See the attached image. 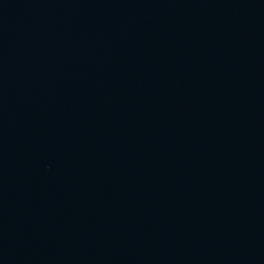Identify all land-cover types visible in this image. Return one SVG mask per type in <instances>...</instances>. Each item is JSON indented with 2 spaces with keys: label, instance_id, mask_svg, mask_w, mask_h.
I'll use <instances>...</instances> for the list:
<instances>
[{
  "label": "water",
  "instance_id": "water-1",
  "mask_svg": "<svg viewBox=\"0 0 264 264\" xmlns=\"http://www.w3.org/2000/svg\"><path fill=\"white\" fill-rule=\"evenodd\" d=\"M0 264H264V0H0Z\"/></svg>",
  "mask_w": 264,
  "mask_h": 264
}]
</instances>
